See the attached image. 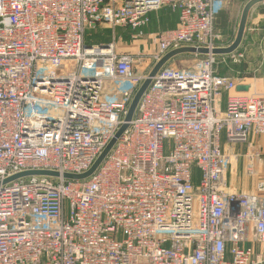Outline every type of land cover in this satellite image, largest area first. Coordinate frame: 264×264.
<instances>
[{
    "label": "built area",
    "instance_id": "2783aa9c",
    "mask_svg": "<svg viewBox=\"0 0 264 264\" xmlns=\"http://www.w3.org/2000/svg\"><path fill=\"white\" fill-rule=\"evenodd\" d=\"M227 2L0 0V264H264V180L253 193L227 190L221 148L264 135V36L260 91L217 73L219 56L236 63L243 50L166 63L97 169L62 176L91 167L149 73L112 43L85 46L86 32L142 34L168 7L177 22L156 35L152 68L175 48L229 45L214 31ZM29 170L59 175L3 183Z\"/></svg>",
    "mask_w": 264,
    "mask_h": 264
},
{
    "label": "rangeland",
    "instance_id": "374dc122",
    "mask_svg": "<svg viewBox=\"0 0 264 264\" xmlns=\"http://www.w3.org/2000/svg\"><path fill=\"white\" fill-rule=\"evenodd\" d=\"M248 0H242V4L240 6L239 14L237 20L235 21L232 32L223 31L220 32L215 29V33L220 35V39L217 41L218 44H227L232 42L238 25V21L240 18L241 10L244 4ZM176 20V13L173 12L168 7H161L160 9L154 11L153 16L150 17L149 24L144 28L142 34H138L133 30L124 29L120 27H116L115 29L109 28L107 25H100L95 29H89L88 39L92 40L93 44H97V41L101 38H105L107 43H112L114 45L115 52L118 54H130L134 58V65L136 67V71H140V69H146L143 74H147L151 68L152 59L151 54L155 50V37L161 31L168 29L171 26H174ZM261 37V36H260ZM250 39L243 38L240 47L238 50L242 52L244 51L243 58L239 62H233L231 59L223 60L219 56L218 64H217V73L221 72L222 75L236 77H249V82H252L255 85L257 91H260L259 86L261 80L259 79L258 66L260 65L261 59L259 54V39ZM104 44V43H103ZM89 45V44H87ZM199 60V56H195L193 54H182L172 58L168 61V65L173 68H189L194 65ZM142 67V68H141ZM253 73L256 75L251 78ZM257 84V85H256ZM245 145V146H244ZM247 144L241 145L242 149H245Z\"/></svg>",
    "mask_w": 264,
    "mask_h": 264
},
{
    "label": "crops",
    "instance_id": "0c3cea01",
    "mask_svg": "<svg viewBox=\"0 0 264 264\" xmlns=\"http://www.w3.org/2000/svg\"><path fill=\"white\" fill-rule=\"evenodd\" d=\"M241 4L242 0H228L226 5L215 17V29L220 32H222V30L228 31L229 29V31L232 32ZM153 13L154 12L150 13V17L153 16ZM176 22L177 14L174 26L176 25ZM88 34L89 31L86 32V43L93 44L92 40L89 41ZM260 36H264V2L258 3L250 10L243 38L249 37L250 39L256 38L258 40V37ZM100 43H107V40L101 38L97 41V44ZM145 70L146 69L142 68L140 71L138 70V72L143 73ZM258 76L261 80V76L259 74ZM245 83H250L249 78L245 80ZM259 88V90H261L262 81ZM225 96L226 94L222 96L221 108H224ZM243 144L247 145L245 149L241 150V148L238 147H241L242 143L228 145L224 138H222L221 148L225 152H229L231 155V161L226 173V188L229 191L253 193L255 192L256 184L259 181L264 180V162L262 160L264 158V135H255L251 133L248 141ZM249 157H252V172H249L247 167ZM196 176H198V173H196Z\"/></svg>",
    "mask_w": 264,
    "mask_h": 264
},
{
    "label": "water",
    "instance_id": "95a60500",
    "mask_svg": "<svg viewBox=\"0 0 264 264\" xmlns=\"http://www.w3.org/2000/svg\"><path fill=\"white\" fill-rule=\"evenodd\" d=\"M264 2V0H248L244 6L242 7L241 10V14H240V18L238 21V25H237V29H236V34L235 37L233 39V41L227 45V46H222V47H215L211 50H209L206 47H192V46H184V47H179V48H175L172 49L170 51H168L167 53H165L151 68V70L149 71L147 77L144 79V81L142 82V84L138 87V89L136 90V92L134 93L132 100L128 106V110L126 112V115L124 117V122L122 123V125L120 126V128L117 130V132L115 133L113 139L108 143V145L104 148V150L99 154V156L96 158V160L94 161V163L91 165V167L81 173V174H73V173H64L62 176L64 178H68V179H77V180H81V179H85L88 178L96 169L97 167L100 165V163L102 162V160L105 158V156L107 155V153L110 151V149L112 148V146L114 145V143L116 142V140L122 136L123 132L125 131V129L128 127L129 122L131 121L138 101L140 99V97L142 96V94L145 92V90L148 88L150 82H151V78L158 72V70L164 66L168 61H170L172 58L178 56V55H182V54H214V55H227L230 54L232 52H234L235 50L238 49V47L240 46L242 40H243V36L245 33V28H246V23H247V18L249 15L250 10L257 5L258 3ZM107 43H100V45H106ZM85 46H89L87 45V43L85 44ZM249 89V86L247 84H240L237 85L236 90L240 91V92H245ZM51 175V176H58L59 174L55 171H48V170H29V171H25V172H21L18 174H15L7 179H5L3 181V183L8 182L10 180H14L16 178L19 177H24L27 175Z\"/></svg>",
    "mask_w": 264,
    "mask_h": 264
},
{
    "label": "trees",
    "instance_id": "16d2710c",
    "mask_svg": "<svg viewBox=\"0 0 264 264\" xmlns=\"http://www.w3.org/2000/svg\"><path fill=\"white\" fill-rule=\"evenodd\" d=\"M218 74H221V75H222V73H221V72H218Z\"/></svg>",
    "mask_w": 264,
    "mask_h": 264
}]
</instances>
